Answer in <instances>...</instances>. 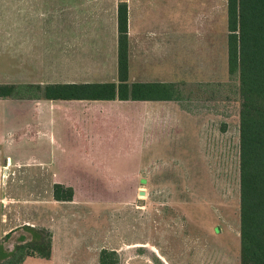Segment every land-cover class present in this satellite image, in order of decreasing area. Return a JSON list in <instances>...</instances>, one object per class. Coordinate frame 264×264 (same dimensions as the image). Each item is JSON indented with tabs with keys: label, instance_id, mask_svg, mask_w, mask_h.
Segmentation results:
<instances>
[{
	"label": "rangeland",
	"instance_id": "rangeland-1",
	"mask_svg": "<svg viewBox=\"0 0 264 264\" xmlns=\"http://www.w3.org/2000/svg\"><path fill=\"white\" fill-rule=\"evenodd\" d=\"M207 9L208 23L199 18L198 25L192 22L197 8H179L171 91L177 102L155 133L149 129L143 138L116 113L111 121L96 116L74 128L50 121L64 148L92 157L66 163L77 186L72 203L54 202L55 177L39 182L24 173L47 176L26 163L47 153L49 160L57 148L36 137L32 108L3 94L11 86L12 98L25 103L38 83L60 82L41 79L47 70L57 77V0H50L49 32L24 33L12 63L1 41L0 212L7 221L0 223V245L8 250L3 231L24 229V220L33 217L28 207L50 204L43 214L47 223L33 225L59 230L56 247L70 251L61 257L66 264H96L102 249L114 251L118 264H239L238 81L227 68L226 0H209L204 16ZM119 110L137 121L138 110Z\"/></svg>",
	"mask_w": 264,
	"mask_h": 264
},
{
	"label": "crops",
	"instance_id": "crops-1",
	"mask_svg": "<svg viewBox=\"0 0 264 264\" xmlns=\"http://www.w3.org/2000/svg\"><path fill=\"white\" fill-rule=\"evenodd\" d=\"M204 2H206V7ZM208 3L209 0H57V77H49L47 70V76L43 75L40 78L43 80L57 79L60 82L52 84L61 85L113 84L116 88L115 98L113 100H48L44 98L43 91L44 87L50 83L44 86L38 83L37 91L31 94L25 103H17L21 100L17 97L12 98L13 96L9 97L10 101H14L15 104L32 108L36 114L35 121L38 120L36 137L41 136L46 140L47 145L57 148V153L55 152L53 157L49 155V160H47V153L44 160H37L35 156H32L31 163H26L31 164L30 168L39 169L44 176H47L39 178L33 174L32 170L24 173L39 182H47L51 177H55L54 185L59 184L75 192L77 186L66 173L67 161H74L76 158L92 159L83 152L82 154L71 153L64 148L61 140L50 132L51 120L61 127L74 128L71 124L81 125L83 122L97 119L96 116L103 121H111L112 113H116L115 119L118 122L123 121L127 125L136 122L132 125L136 126L135 128L143 138L150 136L149 129H154V133L155 129L159 130L164 125L162 121L168 118L170 109L176 106L177 102V98L172 96L171 91L175 84L172 71L175 70L177 63L179 8L187 6L197 8L192 22L199 25V18H202V23L206 18L208 23V9L204 16V9L208 8ZM120 5H124L127 9L128 71L126 84L128 86L150 84L160 85V87L164 85L168 90L167 98L135 100L118 97L117 12ZM49 21L50 0H0V46H2L1 41H4L3 46L9 48L11 63L12 56L17 59V47L21 46L18 42L23 34L37 32L44 37V33L47 34L50 30ZM30 46L35 47L31 42ZM120 108L138 110L137 121L134 122L126 112H120ZM48 113L51 114V118L49 117L47 122ZM36 141L38 140H32L33 143ZM18 163L20 162H16V168L21 167L22 163ZM8 165H12L10 161ZM72 202L73 197L72 201L67 203ZM53 204L52 207L55 206ZM49 207H51L50 204L28 207L33 217L24 220L23 223L27 224L22 225L24 229L13 231L16 228L14 227L3 231L4 239L7 235L9 236L6 238L9 240V249L6 250L2 246L3 250L10 252L15 245L29 242L32 237L25 228H35L33 222L47 223L48 218L46 219L43 214ZM1 208L0 204V211ZM34 211L37 214H34ZM48 228L41 226L39 229H45L51 234L50 258L28 256L22 264L68 263L66 258L61 257L69 255L70 251L56 247V232L59 230L52 224Z\"/></svg>",
	"mask_w": 264,
	"mask_h": 264
},
{
	"label": "trees",
	"instance_id": "trees-1",
	"mask_svg": "<svg viewBox=\"0 0 264 264\" xmlns=\"http://www.w3.org/2000/svg\"><path fill=\"white\" fill-rule=\"evenodd\" d=\"M227 68L236 76L239 108V264H264V0H226ZM118 97L120 99L167 98L162 85L128 86L127 9L118 7ZM11 86L3 94L12 97ZM113 84H49L43 95L48 100H113ZM129 91V92H128ZM73 192L54 185L53 198L72 201ZM31 240L5 252L0 245V264H22L28 256L49 259L51 234L26 227ZM7 235L5 237L8 238ZM99 264H118L114 251L102 249Z\"/></svg>",
	"mask_w": 264,
	"mask_h": 264
},
{
	"label": "built area",
	"instance_id": "built-area-1",
	"mask_svg": "<svg viewBox=\"0 0 264 264\" xmlns=\"http://www.w3.org/2000/svg\"><path fill=\"white\" fill-rule=\"evenodd\" d=\"M0 204H2V207H5V203L3 201H0ZM6 221V215L0 213V222H5Z\"/></svg>",
	"mask_w": 264,
	"mask_h": 264
},
{
	"label": "water",
	"instance_id": "water-1",
	"mask_svg": "<svg viewBox=\"0 0 264 264\" xmlns=\"http://www.w3.org/2000/svg\"><path fill=\"white\" fill-rule=\"evenodd\" d=\"M141 195H143V194H141Z\"/></svg>",
	"mask_w": 264,
	"mask_h": 264
}]
</instances>
